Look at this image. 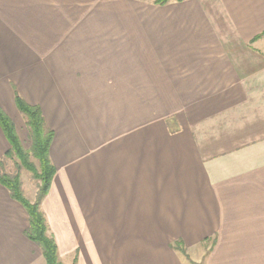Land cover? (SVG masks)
<instances>
[{
  "label": "crops",
  "instance_id": "1",
  "mask_svg": "<svg viewBox=\"0 0 264 264\" xmlns=\"http://www.w3.org/2000/svg\"><path fill=\"white\" fill-rule=\"evenodd\" d=\"M263 32L264 0H0V110L24 148L16 95L52 131L61 264H264ZM28 223L0 184V264H45Z\"/></svg>",
  "mask_w": 264,
  "mask_h": 264
},
{
  "label": "trees",
  "instance_id": "2",
  "mask_svg": "<svg viewBox=\"0 0 264 264\" xmlns=\"http://www.w3.org/2000/svg\"><path fill=\"white\" fill-rule=\"evenodd\" d=\"M172 1L183 0H151L153 4L165 5ZM264 35V32L261 34ZM15 105L21 113L28 131L30 145L24 148L15 131L12 121L0 110V126L10 144L9 150L0 160V184L18 201L28 215V227L24 234L41 249L45 264H61L57 247L48 234L47 224L40 209L41 201L47 194L55 169L49 158V146L52 131L46 127L41 111L36 106L25 103L18 95ZM6 160H11L15 167L12 173L3 169ZM28 171L35 182L33 200L25 196L20 178L21 170Z\"/></svg>",
  "mask_w": 264,
  "mask_h": 264
},
{
  "label": "rangeland",
  "instance_id": "3",
  "mask_svg": "<svg viewBox=\"0 0 264 264\" xmlns=\"http://www.w3.org/2000/svg\"><path fill=\"white\" fill-rule=\"evenodd\" d=\"M148 1H151V0H148ZM28 140H29V138H28ZM3 169L10 172V173L15 171V167L13 165V162L11 160H6L4 163ZM20 178L23 181V184L28 191H30V190H31V192L35 191V182L32 179L31 174L28 171L22 169L21 173H20ZM27 194L29 195L28 192H27Z\"/></svg>",
  "mask_w": 264,
  "mask_h": 264
}]
</instances>
